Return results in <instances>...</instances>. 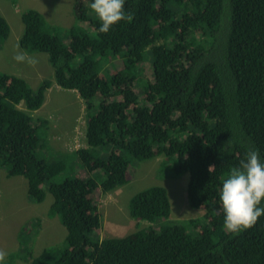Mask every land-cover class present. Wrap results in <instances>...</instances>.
Listing matches in <instances>:
<instances>
[{
	"label": "trees",
	"instance_id": "trees-1",
	"mask_svg": "<svg viewBox=\"0 0 264 264\" xmlns=\"http://www.w3.org/2000/svg\"><path fill=\"white\" fill-rule=\"evenodd\" d=\"M81 1L82 24L67 30L69 42L27 8L19 44L47 54L59 89L74 91L87 108L99 99L90 115L85 108L86 147L42 155L46 122H33L32 112L43 104L48 82L30 88L24 77L0 71V172L25 177L30 201L51 194L48 214L66 229L62 245L35 253L29 244L3 264H264V215L229 233L218 195L249 147L264 162V0H125L133 19L107 34L98 31L94 0ZM8 34L0 12V46ZM116 55L117 67L104 65ZM64 152L77 156L85 177L57 180ZM153 154L162 157L163 174L188 172V204L204 214L168 224L167 189L153 184L127 205L130 216L157 228L101 238L91 194L123 185L131 160ZM22 231L31 236L30 228Z\"/></svg>",
	"mask_w": 264,
	"mask_h": 264
},
{
	"label": "rangeland",
	"instance_id": "rangeland-1",
	"mask_svg": "<svg viewBox=\"0 0 264 264\" xmlns=\"http://www.w3.org/2000/svg\"><path fill=\"white\" fill-rule=\"evenodd\" d=\"M72 2L74 5L76 1ZM170 6L173 7V3ZM27 8L37 10L44 21L52 27L51 31L59 36L63 35L64 41H69V36H65L67 28H70L67 27L68 18L63 19L61 15L59 22L53 19L54 15L67 12L68 3L63 0H0L1 16L9 24V34L0 46V71L24 77L30 88L37 87L43 81L48 82V86L45 87L43 104L33 112V122L37 123L42 120L46 122L44 132L48 134L49 145L41 148V154L47 158H53L51 153L56 155L58 150L69 151L86 145L84 134L87 105L79 99L78 94L74 91L58 88L59 86L52 78L53 68L48 63L45 52H30L20 46L18 38L23 31L20 16ZM75 24L77 23L75 22ZM17 46H19V50L34 55L39 63L35 67H30L26 63H17L13 60ZM120 63L121 60L116 55L104 65L115 68ZM149 74L150 69L144 68L140 77L146 79ZM98 103V98L91 102L87 108L89 115ZM133 108L136 107L132 105L131 109ZM125 113L128 114L127 110ZM69 129L71 130L69 131ZM45 152H47L46 155ZM63 156H65L67 164L57 176V180L60 181L66 176L85 177L87 175L74 153L64 152ZM161 159L160 155L154 154L144 160L133 158L128 165L127 181L123 185L112 192L102 193L99 189L93 191L90 198L98 207L101 238L130 235L132 231H135L137 226L135 220L129 215L128 200L139 190L153 184L163 185L167 189L171 206L168 224L176 223L179 219H188L204 214L203 207L193 208L188 204L186 195L188 172L179 176L163 174L161 168H158ZM26 184L27 179L23 176L7 177L4 171L0 172V250L6 252L7 256L10 252L14 255L19 248H26L29 244L35 253L48 244L62 245L66 233L65 227L60 223H58L60 227L54 225L52 215L48 214L51 201H53L52 195L47 193L45 199L40 203L30 201ZM35 218H40L38 225ZM139 222L138 227L150 224L145 220H139ZM24 226L30 229L39 228V231L34 236H30L22 231ZM7 256L5 260H7ZM18 257L22 258L21 255ZM18 262H22V260L19 259ZM22 264L27 263L23 261Z\"/></svg>",
	"mask_w": 264,
	"mask_h": 264
},
{
	"label": "clouds",
	"instance_id": "clouds-1",
	"mask_svg": "<svg viewBox=\"0 0 264 264\" xmlns=\"http://www.w3.org/2000/svg\"><path fill=\"white\" fill-rule=\"evenodd\" d=\"M63 1H66L68 6L71 3L74 15L73 20L68 19L67 27L71 28L74 25H81L82 23L78 18V14L85 6H87V4L84 3V6L80 11L78 5L82 2L81 0H75L76 2L74 5L72 2L74 0ZM124 4L125 0H94V2L89 5L101 23V26L98 29L100 33L107 34L111 27L121 20H127L130 22L133 19L132 13L125 12ZM61 15L63 14H56L53 19L59 22L58 17ZM63 19H65V17H63ZM6 22L8 24V21ZM75 22L77 24H75ZM23 31L18 40L22 37ZM13 60L17 63H26L30 67H35L39 63V60L34 55L19 50V46H17V51L13 56ZM83 147H86V145ZM218 195L224 213V228L227 232L239 234L241 231L251 228L257 223L258 218L264 215V206H261L262 201H264V162L260 159L259 149L249 147L246 150L244 158L240 160L239 165L233 166L227 177L223 180ZM133 219L137 226L135 228L136 230L140 225V222L139 219ZM154 225H156L155 228H157L158 223L153 224V222H150L147 226L153 227ZM38 231L39 228L31 229V236H34ZM133 232L134 231L130 234ZM6 256L7 253L0 250V264H3Z\"/></svg>",
	"mask_w": 264,
	"mask_h": 264
},
{
	"label": "crops",
	"instance_id": "crops-1",
	"mask_svg": "<svg viewBox=\"0 0 264 264\" xmlns=\"http://www.w3.org/2000/svg\"><path fill=\"white\" fill-rule=\"evenodd\" d=\"M28 7V6H27ZM61 17V16H60ZM62 17H67L69 20H73L74 19V15H73V10H72V6L71 3L69 4L68 8H67V12L65 14L62 15ZM55 18V15H54ZM59 18V17H58ZM57 19V18H56Z\"/></svg>",
	"mask_w": 264,
	"mask_h": 264
}]
</instances>
